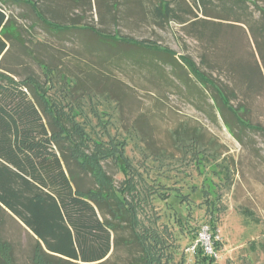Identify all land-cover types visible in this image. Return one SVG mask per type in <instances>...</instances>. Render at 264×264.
<instances>
[{
  "label": "rangeland",
  "instance_id": "rangeland-1",
  "mask_svg": "<svg viewBox=\"0 0 264 264\" xmlns=\"http://www.w3.org/2000/svg\"><path fill=\"white\" fill-rule=\"evenodd\" d=\"M27 2H36L44 17L73 28L64 32L49 28ZM27 2L7 0L1 5L15 31V37H4L9 47L4 66L16 79L31 74L41 81L47 76L44 66L53 67L49 101L56 102L55 94L62 96L68 78H79L99 91L100 96L91 101L83 96L81 111L76 108L73 116L67 110V116L73 127L87 133L88 144L99 142L122 151L125 178L112 160L102 165L114 186L122 187L127 176L128 185L141 191L135 197L139 219L160 238L159 264H199L200 256L188 248L211 221L221 242L213 264H264V133L236 127L233 135L206 91L202 95L191 87L188 72L179 73L159 57L125 51L128 46L108 47L86 29L153 40L176 56H190L221 82L232 84L236 73H244L236 82L242 90L233 104L243 101L246 117L264 129V13L248 3L244 22L223 20L216 25L229 39L225 51L185 34L180 23L169 22L162 28L152 24L140 14L145 0ZM254 2L264 7V0ZM199 17L204 16L199 13ZM224 52L231 56L230 62ZM90 107L98 114L107 111L111 118L94 116ZM178 126L202 132L206 149L213 153L202 154L199 161L179 153L170 140ZM1 218L0 240L10 246L11 260L30 264L33 233L13 214ZM123 229L125 245L97 264H129L139 254L130 230Z\"/></svg>",
  "mask_w": 264,
  "mask_h": 264
},
{
  "label": "trees",
  "instance_id": "trees-1",
  "mask_svg": "<svg viewBox=\"0 0 264 264\" xmlns=\"http://www.w3.org/2000/svg\"><path fill=\"white\" fill-rule=\"evenodd\" d=\"M6 1L0 0V224L2 214H13L33 233L30 264H97L106 261L125 245L123 228L130 230V240L139 248V254L129 264H159L162 253L157 251L161 245L159 249L156 246L161 243L160 238L139 219L135 197L141 191L128 185L130 178L127 176L122 187L114 186L112 176L102 165L103 161L112 160L125 178L126 163L122 161V151L113 146L107 148L99 142L93 146L88 144L87 133L73 127L67 116V110H71L73 116L77 114L76 108L81 111L83 96L91 101L94 96H100L99 91L97 93L95 87L79 78H68L62 96L55 94L56 102L49 101L53 84L50 75H55V70L48 66H44V74H47L44 81L31 74L16 79L13 71L3 64L9 48L4 37H15L12 19L1 6ZM145 2L141 3L140 14L152 24L162 28L169 22L180 23L185 34L206 45L223 47L225 51L229 49V39L224 38L221 27L216 25L223 20L244 22L248 3L264 13V7L254 0ZM27 3L49 28L63 32L73 28V24L44 17L36 2ZM199 13L204 17H199ZM86 29L108 47L124 49L128 46L129 50L125 51L159 57L172 69L180 70L179 73L187 76L188 72L193 78L191 87L202 95L206 91L214 111L219 113L233 135L236 127L264 133L261 125L251 123L246 117L243 101L233 104L242 90L241 83L236 82H240L239 76L243 78L244 73H236L232 84L221 82L202 70L190 56H176L174 50L153 40L134 39L115 31L105 34L96 27ZM222 54L231 61L230 55ZM178 74V78L181 77ZM91 108L94 116L102 115L106 120L111 116L107 111H98L99 115ZM170 140L179 153L192 155L198 161L202 154L213 153L206 149L202 132L193 128L178 126L171 132ZM209 226L212 237L216 234V226L213 221ZM213 240L214 248L218 250L221 242ZM8 247L0 240V264H15ZM196 254L200 256L199 264H213L215 260L214 256L204 254L199 245Z\"/></svg>",
  "mask_w": 264,
  "mask_h": 264
},
{
  "label": "built area",
  "instance_id": "built-area-1",
  "mask_svg": "<svg viewBox=\"0 0 264 264\" xmlns=\"http://www.w3.org/2000/svg\"><path fill=\"white\" fill-rule=\"evenodd\" d=\"M198 238L196 239V243L191 245L188 250L192 253L196 251L197 246L199 245L203 250V253L208 256L216 257V250L214 246V240H217V233L211 237L210 235V228H202V230L198 233Z\"/></svg>",
  "mask_w": 264,
  "mask_h": 264
}]
</instances>
